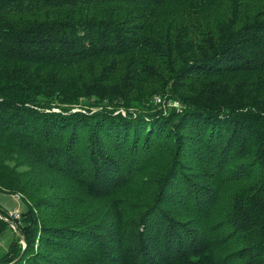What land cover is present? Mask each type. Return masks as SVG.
Instances as JSON below:
<instances>
[{
    "label": "trees",
    "instance_id": "1",
    "mask_svg": "<svg viewBox=\"0 0 264 264\" xmlns=\"http://www.w3.org/2000/svg\"><path fill=\"white\" fill-rule=\"evenodd\" d=\"M0 191V264H264V0H0Z\"/></svg>",
    "mask_w": 264,
    "mask_h": 264
},
{
    "label": "rangeland",
    "instance_id": "2",
    "mask_svg": "<svg viewBox=\"0 0 264 264\" xmlns=\"http://www.w3.org/2000/svg\"><path fill=\"white\" fill-rule=\"evenodd\" d=\"M76 111L83 112V110L80 109H76ZM122 111L125 112L124 110H119L117 113L121 114L120 112ZM0 203L13 217H15L16 215L21 216V214L24 212L23 200L22 197H20L19 195H8L0 191ZM14 234L15 231L12 228V230L7 232L6 235L0 239V253L5 252L7 250L9 244L11 243L14 237Z\"/></svg>",
    "mask_w": 264,
    "mask_h": 264
},
{
    "label": "built area",
    "instance_id": "3",
    "mask_svg": "<svg viewBox=\"0 0 264 264\" xmlns=\"http://www.w3.org/2000/svg\"><path fill=\"white\" fill-rule=\"evenodd\" d=\"M167 100L166 99H161V98H158L157 99V104L160 105L164 110H166L167 108ZM169 107H175V108H180L181 105L179 102L177 101H170L169 104H168ZM122 115L126 116V112H120ZM132 115L133 116H136L137 114L135 112H132ZM20 216L16 215L15 218H19Z\"/></svg>",
    "mask_w": 264,
    "mask_h": 264
},
{
    "label": "water",
    "instance_id": "4",
    "mask_svg": "<svg viewBox=\"0 0 264 264\" xmlns=\"http://www.w3.org/2000/svg\"><path fill=\"white\" fill-rule=\"evenodd\" d=\"M1 217V216H0ZM7 222H10L9 220H6ZM10 226L14 229L15 233L18 234V236H20L23 240V243L25 244V241H24V238L22 237L21 233L19 232L17 226L13 223V222H10Z\"/></svg>",
    "mask_w": 264,
    "mask_h": 264
}]
</instances>
